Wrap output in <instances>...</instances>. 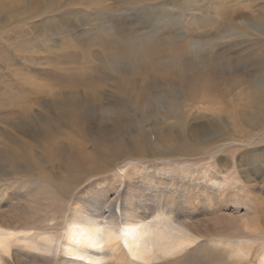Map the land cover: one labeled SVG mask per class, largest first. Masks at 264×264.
I'll return each mask as SVG.
<instances>
[{
	"label": "rangeland",
	"instance_id": "rangeland-1",
	"mask_svg": "<svg viewBox=\"0 0 264 264\" xmlns=\"http://www.w3.org/2000/svg\"><path fill=\"white\" fill-rule=\"evenodd\" d=\"M99 1L0 0V183L21 182L32 177L43 181L46 178L44 174H48L47 178H50L47 183H58L72 177L74 170L70 168L71 160L83 158L86 151L94 150V141L79 133L70 120L76 111L74 112L73 107L68 108L71 104L70 99L67 100L69 97L76 100L77 97L88 99L81 108L86 109L91 105L89 107L96 108V112H99L101 106H110L107 105L110 99H120V104L116 107L131 112V118H136L137 115L140 118L145 107L156 104L155 90L164 87L161 85L166 83L167 75L163 73L162 63L151 67L142 53L137 54L138 60H123L132 59L134 64L136 62V71L127 73L133 81L130 90L121 91L118 86L122 79L121 71L112 70L115 61L110 58V50L103 47V37L107 36L103 28L109 24L107 18L111 12L115 15L117 24L124 20L132 23L141 21L140 24L144 23L142 27L146 30H154L158 34L160 32L161 37L155 40L157 44L154 46L168 41L163 38L167 30L175 35L176 41L173 43L188 40L198 31L212 41L200 48L205 49V52H214L213 60L218 58L221 63L227 59L234 61L231 68L223 74L226 76L223 88L214 94V101L207 99L208 97L185 96V118L181 121L184 123L178 122L168 113L165 115L164 108L158 110L162 118L158 120L161 129L158 130L152 121L145 122L147 142L158 156L173 158L171 162L177 166L176 170L172 169L175 174L181 175L183 167L187 165L200 166L199 169L206 173L218 171L231 185L220 191L223 199L221 207L211 206L207 212L195 217L206 224L202 223L208 235L212 234V227L220 226L217 230L223 241L220 255L216 259L213 257L215 250L207 236L204 248L200 247L196 251L197 255L192 253L190 264H198L197 256L205 259L204 254L210 260L207 264H259L264 255V126L248 124L240 113L251 108L248 103L251 84H246L251 82L258 87L264 81L257 74L264 58V24L257 27L253 23H247V20L264 17V0H191L183 2L182 6H175V0ZM130 1H133V5ZM161 1H164L166 10L154 9L152 5ZM221 7H225L229 13L237 14L235 28L229 29L227 33L221 27L214 26L218 16L222 15ZM200 13L205 17L202 21L204 27L198 28L194 26L192 18L196 19L193 15ZM150 22L151 26L147 25ZM128 33L133 34L130 30ZM196 47L191 45L188 48V57L195 54L193 51ZM160 48L166 50L159 47V51ZM165 63L169 64L170 59L166 58ZM175 63L181 66L179 61ZM145 66L149 68L145 70ZM84 72L89 74L90 81L82 83L76 76ZM237 78L241 81H233ZM243 78L247 83H242ZM257 82L259 85H256ZM149 83L153 84L148 85ZM143 91L148 93L147 104L136 98ZM92 93L98 95L96 99ZM221 106L222 111L218 113ZM115 112L117 111L109 114L112 116ZM200 113H218L222 116L221 121L215 126L214 122L218 117L201 116ZM81 117H85L83 113ZM201 121H205L209 132L199 136V132L191 135L193 127ZM131 126L124 128L125 143H131L134 138L130 132ZM47 127L50 129L47 138L25 133L26 130L41 131ZM169 131V135L163 137ZM165 138H172V141L167 145ZM185 139L193 142L200 140L197 142L202 144L204 151L193 155L167 151L175 150ZM78 142H82L83 149L85 148L83 153L77 152ZM7 154L10 158L13 155L16 157L9 160ZM129 159L131 158L125 160ZM138 162L148 167L159 164V159L154 157ZM96 178L92 177L90 181ZM200 179L206 181V177ZM198 243L200 242L191 245L186 251L196 250ZM240 245L250 250L249 255H243Z\"/></svg>",
	"mask_w": 264,
	"mask_h": 264
},
{
	"label": "bare ground",
	"instance_id": "bare-ground-1",
	"mask_svg": "<svg viewBox=\"0 0 264 264\" xmlns=\"http://www.w3.org/2000/svg\"><path fill=\"white\" fill-rule=\"evenodd\" d=\"M189 1L191 0H175L174 3L178 6ZM130 2L133 5V1ZM163 2L152 6L161 10L165 5ZM170 9L172 10V7ZM220 10L222 15L218 16L214 26L221 27L223 32L227 33L229 29L235 28L237 14L229 13L225 7H221ZM193 17L196 18H192L194 26L204 27L203 13L194 14ZM107 22L109 24L103 28L107 36L100 38H104L103 47L110 50V58L115 61L112 70L121 71L122 79L118 83L121 91L130 90L133 81L127 73L136 71V62L134 64L132 59L124 62L123 60L136 59L138 53H142L144 59L146 57L148 60L146 63L151 67L156 66L157 63L163 64L165 71L163 73L167 75L166 83L161 85L156 82L164 87L155 90L154 108L147 106L144 110L141 109L143 111L140 114L143 118H138V115L136 118H131V112L118 109L116 105L120 104L118 102L120 99H110L107 104L110 106H101L99 112H96V108L89 107L91 105L86 109L81 108L88 99H80V97H77L78 100L70 97L67 99L71 101L68 108L73 107L74 112L76 111V114L70 111L75 114L70 118L71 122L75 124L79 133L89 136L94 141L95 148L86 151L83 158L71 160L70 168L74 170L72 177L58 183H47L50 179L47 178L48 174H44L47 179L43 181L32 177L21 182L0 183V264H190L192 253L197 255L196 251L203 247L207 236L215 250L213 257L216 259L220 255V246L223 244L220 234L217 233L220 226L212 227V234L208 235L202 224L204 222L195 217L211 206L223 204L220 191L231 185L218 171L206 173L199 169L200 166L187 165L183 167L181 175L175 174L172 169L177 166L171 162L173 158L158 156L156 150H153L147 142L148 135L144 123L152 121L160 130L158 120L162 118L158 110L161 108H164L165 115L168 113L178 122L184 121L185 96L208 97L207 99L214 101V94L223 88L222 84L226 77L223 74L231 68L234 61L227 59L221 63L218 58L213 60L214 52H205L203 51L205 49L200 48L211 40L198 31L188 40L173 43L176 41L175 35L167 30L163 38L168 41L162 43L163 45L154 46L157 44L155 40L161 37L160 32L158 34L154 30H146L142 27L144 23L140 24L141 21L133 22L137 25L125 20L117 24L115 15L111 12ZM171 23L172 21L169 24ZM247 23H253L257 27L263 26L264 17L247 20ZM147 25L151 26V22ZM129 30L133 34H129ZM191 45L197 47L193 51L195 54L188 57L187 52ZM159 47L166 50L160 48L159 51ZM158 51L159 53L156 54ZM184 55L186 58H183ZM206 56L209 57L205 58ZM166 58L170 59L169 64L165 63ZM176 61H179L181 66H177ZM147 68L149 67L145 66V70ZM257 74L264 78V58L257 69ZM88 78L90 77L87 72L76 76V79L82 83L90 81ZM237 80L239 78L233 81L237 82ZM242 83H247L244 78ZM250 84L251 96L248 103L251 108L241 112L240 115L248 124L262 127L264 126V81L260 85L257 82L258 87L253 86L251 82L246 85ZM147 95L148 93L143 91L136 95V98L147 104L149 101ZM92 96L96 99L98 95L92 93ZM221 108L222 106L219 107L218 113L222 111ZM111 111L117 112L111 116L109 114ZM232 111L233 108L230 113ZM82 113L84 118L81 117ZM218 113L216 115L200 113V115L218 117L214 122L216 126L222 117ZM205 124V121L199 122L190 134L199 132V136L208 133ZM129 125H132L131 130H128L132 132L133 136H131L134 138L131 139V143H125L124 128ZM26 131L25 133L29 135L47 138L50 129L47 127L41 131L37 129ZM169 133L170 131L163 134V137ZM165 140L168 141V145L172 138ZM197 141L200 140L193 142L185 139L175 150L167 151L188 155L204 151L205 148ZM76 149L78 153L85 151L82 142H78ZM14 155L10 158L7 154L6 157L12 160L16 157ZM154 157L159 159V164L147 167L138 162L143 159L151 160ZM127 158L131 159L126 161ZM161 163L164 165H160ZM81 164L89 166L81 167ZM92 177L97 178L90 181ZM203 177H206V181L200 179ZM197 242L200 243L196 250L186 251ZM240 247L243 255H249V249L243 245ZM205 256L204 254L205 259L197 256L198 264H207L210 261ZM259 264H264V255L260 258Z\"/></svg>",
	"mask_w": 264,
	"mask_h": 264
}]
</instances>
